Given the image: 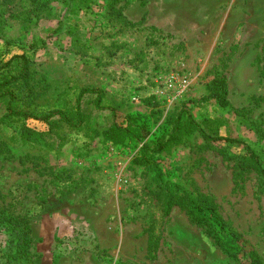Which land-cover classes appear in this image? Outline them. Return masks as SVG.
Here are the masks:
<instances>
[{
  "label": "rangeland",
  "instance_id": "1",
  "mask_svg": "<svg viewBox=\"0 0 264 264\" xmlns=\"http://www.w3.org/2000/svg\"><path fill=\"white\" fill-rule=\"evenodd\" d=\"M132 2L138 5L130 0L121 8ZM151 2V15L167 7L186 33L166 39L152 37L142 22L111 23L103 1L0 2V56H28L42 110L73 103L83 88L99 90L106 110L92 126L103 129L109 109L120 123L129 114L161 111L154 133L186 102L196 120L227 119L242 140L264 151V64L256 61L264 47V0ZM184 76L188 87L181 90ZM222 77L228 106L207 99L208 85ZM172 78L176 94L166 87ZM50 132L34 119L10 120L0 102V211L30 221L33 264H246L208 238L188 209L164 215V189L175 186L192 199H210L242 246L264 262V183L226 156L239 155L241 146L223 153L194 138L163 153L155 172L134 163L138 149L131 146L67 129L62 141ZM8 241L1 228L0 249Z\"/></svg>",
  "mask_w": 264,
  "mask_h": 264
},
{
  "label": "trees",
  "instance_id": "2",
  "mask_svg": "<svg viewBox=\"0 0 264 264\" xmlns=\"http://www.w3.org/2000/svg\"><path fill=\"white\" fill-rule=\"evenodd\" d=\"M9 1L0 0L3 4ZM93 1L104 2L109 16L108 21L111 23L120 20L129 26L138 25L128 21L121 8L124 1L130 0ZM80 2L87 4L88 0H80ZM145 28L152 31L151 36L154 32L156 34L158 32L166 39L171 38V35L155 27ZM149 43L156 47L157 40L149 39ZM256 61L264 64V47ZM31 66L32 63L26 54L15 55L6 60L0 56V102L5 104L6 116L10 120L18 123L34 119L46 123L50 127V135L57 136L56 139L60 137L62 141L64 138L60 131L67 129L72 132H83L86 135H99L114 145L131 146L138 149L134 163L155 172L159 169L157 161L163 153H167L174 146L186 145L194 138L201 139L210 148H216L223 153H226L231 146H241L243 151L239 155L227 153L226 156H229L230 161H234L242 172L254 171L264 183V151L242 140L227 119L218 117L198 121L192 116L188 104L179 102L168 112L164 124L154 133L153 126L156 118L162 114L161 111H153L149 115L129 114L125 116L123 123H120L116 111L109 109L111 119L103 129H100L91 124L99 113L106 110L102 104L101 91L83 88L73 103L42 110L35 100L36 93L30 86ZM261 74L264 76V70ZM207 91V99L216 100L220 105L228 106L225 78L214 79L208 85ZM179 191L177 186L164 189L165 216L169 215L176 206L184 207L188 209L193 223L203 228L204 234L213 239L228 256L235 260H244L246 264H264L254 251L246 250L242 246L241 236L220 216L217 207L210 199L195 200ZM1 228L8 232L9 241L6 248L0 249V264H33L30 221L7 211H0ZM99 254L101 252L97 251L98 259Z\"/></svg>",
  "mask_w": 264,
  "mask_h": 264
},
{
  "label": "crops",
  "instance_id": "3",
  "mask_svg": "<svg viewBox=\"0 0 264 264\" xmlns=\"http://www.w3.org/2000/svg\"><path fill=\"white\" fill-rule=\"evenodd\" d=\"M136 3H138V5L134 2L127 4L129 6L123 9L124 16L128 21L132 23L143 22L147 27H155L171 36L174 35L177 37L181 33H186L184 28L180 31L178 28L179 24L176 26L177 18H175L173 13L167 12L169 10L167 7L160 6L159 11L151 15L155 8L151 0H145L144 2L137 0ZM182 22L184 25L185 21L183 20Z\"/></svg>",
  "mask_w": 264,
  "mask_h": 264
},
{
  "label": "built area",
  "instance_id": "4",
  "mask_svg": "<svg viewBox=\"0 0 264 264\" xmlns=\"http://www.w3.org/2000/svg\"><path fill=\"white\" fill-rule=\"evenodd\" d=\"M174 78H172V79H169V81H168V83L166 84V87H167V89L168 90H171V91H173L175 94L177 93V91H176V86H175V84H174ZM179 89H181V90H184L185 88H187L188 87V79H187V77L186 76H184V77H182L181 78V80L179 81ZM180 90V91H181ZM183 92V91H182ZM181 92V93H182ZM169 97V96H168ZM174 99H177V97H175Z\"/></svg>",
  "mask_w": 264,
  "mask_h": 264
}]
</instances>
